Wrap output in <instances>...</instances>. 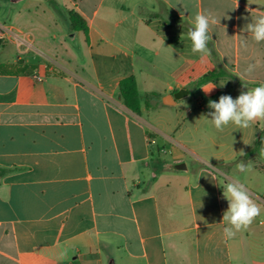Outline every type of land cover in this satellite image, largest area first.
<instances>
[{"label": "crops", "instance_id": "obj_1", "mask_svg": "<svg viewBox=\"0 0 264 264\" xmlns=\"http://www.w3.org/2000/svg\"><path fill=\"white\" fill-rule=\"evenodd\" d=\"M54 2L0 0V25L10 30L0 40V264H264V122L221 132L202 117L209 100L236 98L264 82V43H239L246 24L264 13V0ZM70 12L88 23V38L72 28ZM197 12L220 19L210 59L218 65L213 71L232 78L181 81L203 63L177 32L188 30ZM249 62L257 68L241 80ZM25 65L38 69L26 75ZM130 76L140 114L120 92ZM180 89L195 97L186 109L190 143L208 144V153L190 149L198 163L192 169L181 152L165 157L175 141L168 133L178 127L149 122L148 97L163 94L165 105ZM154 159L159 171L149 172ZM241 161H251L250 171L237 170ZM179 163L187 170H177ZM166 171L188 174L172 185L160 180ZM230 180L245 184L261 214L225 239L228 205L219 184Z\"/></svg>", "mask_w": 264, "mask_h": 264}, {"label": "clouds", "instance_id": "obj_2", "mask_svg": "<svg viewBox=\"0 0 264 264\" xmlns=\"http://www.w3.org/2000/svg\"><path fill=\"white\" fill-rule=\"evenodd\" d=\"M219 22L220 19L218 20L209 12H197L194 15L191 21L192 26L186 33V39L190 41L191 52L194 55H199L202 59L211 55L208 45L213 40L212 29ZM243 31L248 35L239 41L241 48L248 47V37L255 44L264 43V13L252 17L251 22L246 24ZM256 68V63L249 62L237 76L242 80L246 76H251ZM213 88L208 90L203 88V90L209 93ZM207 106L211 111L202 117L217 131L222 132L229 125H234L235 129L240 131L249 129L255 123L264 122V82L256 87L247 88L246 92L241 91L236 98L231 95H221L218 102L209 100ZM238 153L240 157L245 155L243 150ZM260 154L264 156V148L261 149ZM207 167L215 169L209 163V159ZM236 168L240 173H246L251 169V161L247 164L241 161ZM219 185L223 189L222 195L228 205L222 215L221 224L225 225L223 236L225 239H230L241 230H246L255 221L261 214V205L252 198L245 184L241 182L230 180Z\"/></svg>", "mask_w": 264, "mask_h": 264}, {"label": "rangeland", "instance_id": "obj_3", "mask_svg": "<svg viewBox=\"0 0 264 264\" xmlns=\"http://www.w3.org/2000/svg\"><path fill=\"white\" fill-rule=\"evenodd\" d=\"M6 6H7L6 1L1 3L2 14L6 18L5 22L7 24H12V23H14L13 22L14 19L12 18L11 14L9 13V11L7 9H3V8H6ZM182 27H179L180 31H177V32H179L180 35H186L187 30L183 29ZM180 38H181V40L184 39L181 36H180ZM182 45L184 46V44H182ZM8 55H13V56L15 55L13 46L9 47ZM210 56L203 58L202 59L203 63L198 62V65L195 68L196 69L195 73H193L192 70H187L185 75L181 78V81H183L187 85L190 84L192 86H196L197 81H198V83H200L202 77H204L203 76L204 72L213 71V70L218 69V65L215 62L212 61V63H211ZM189 77H191V80H189ZM194 90L195 89L193 88L192 91H194ZM162 97H163V94H159V93L150 95L148 97L149 98L148 99V106H149L148 109L150 108L149 122L151 124H153L154 126L157 124L160 125V124L169 123L170 127H172V128L178 127L177 134L174 135L172 133H168L169 135H172V137L175 139V141H173V144H171V145L166 144L165 157L167 159H170V161H173L174 158L171 157V153H172L171 149L175 150L176 153L181 152L184 155V157H183V160H185L184 162L188 165L189 169H192L196 165H198V163L194 160L195 156L191 152V150H195V147H197L196 149H197L198 153H206V152L208 153V150L205 148L206 146H208V144L202 143L199 139H197L195 141L194 138H192L193 142L190 143V141H191L190 126H189V121L187 120V116H186L187 115L186 109L188 106L194 105V103H195L194 102V98H195L194 94H191V96L186 98V99L180 100L179 101V103H180L179 107L178 106L172 107V106L163 105L162 104ZM142 100L144 101V103H147L144 95L142 97ZM157 145H160V142H159V144L158 143L154 144V147H153L154 151H157ZM257 145L262 146L260 144H257ZM159 162H161V161H159V159H154L153 162L148 163L147 168L149 169V172L159 171V166H160ZM187 174L188 173H180L177 171H166V172L162 173L160 180L163 183L173 185L175 183V181H177V180L184 181Z\"/></svg>", "mask_w": 264, "mask_h": 264}, {"label": "trees", "instance_id": "obj_4", "mask_svg": "<svg viewBox=\"0 0 264 264\" xmlns=\"http://www.w3.org/2000/svg\"><path fill=\"white\" fill-rule=\"evenodd\" d=\"M48 1H50L53 4L55 3L53 0H48ZM70 18L72 21V28L74 30L83 31L86 37L88 38L89 30H90L88 23L76 12H70ZM24 68L26 70V73H25L26 75H32L34 71L38 69V66L25 65ZM224 77L232 78V75L228 74L225 71H213L209 73L208 75H206L205 77H203L200 83L203 84L206 82H214ZM120 92L124 99V103L126 107L129 108L135 114H140L141 113V102H140L138 85H137L135 77L130 76V77L124 78L120 82ZM147 107H149L148 104H147ZM254 151H255V148L250 150L249 153H252ZM2 174H3V170H0V176Z\"/></svg>", "mask_w": 264, "mask_h": 264}, {"label": "water", "instance_id": "obj_5", "mask_svg": "<svg viewBox=\"0 0 264 264\" xmlns=\"http://www.w3.org/2000/svg\"><path fill=\"white\" fill-rule=\"evenodd\" d=\"M189 96V92L185 89H180L178 92L173 95H168L163 98V103L165 105H174L177 101L183 100ZM176 169L179 171H186L187 166L185 163H179L175 165Z\"/></svg>", "mask_w": 264, "mask_h": 264}, {"label": "built area", "instance_id": "obj_6", "mask_svg": "<svg viewBox=\"0 0 264 264\" xmlns=\"http://www.w3.org/2000/svg\"><path fill=\"white\" fill-rule=\"evenodd\" d=\"M10 30L0 25V40H3ZM40 79V78H38Z\"/></svg>", "mask_w": 264, "mask_h": 264}]
</instances>
